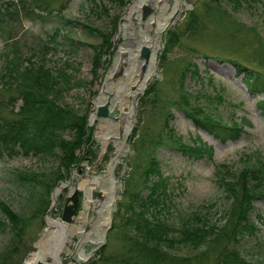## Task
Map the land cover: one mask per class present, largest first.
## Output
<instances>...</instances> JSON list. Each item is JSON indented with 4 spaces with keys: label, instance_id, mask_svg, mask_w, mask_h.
Wrapping results in <instances>:
<instances>
[{
    "label": "rangeland",
    "instance_id": "rangeland-1",
    "mask_svg": "<svg viewBox=\"0 0 264 264\" xmlns=\"http://www.w3.org/2000/svg\"><path fill=\"white\" fill-rule=\"evenodd\" d=\"M155 1L123 0L118 5L102 0L100 8L98 5L95 8L85 0H69L61 13L49 16L35 9V14L29 17L20 14L18 20L15 17L6 19L5 16L0 27L3 35L0 34V74L4 73L9 60L21 71L28 62L43 64L55 72L69 65L67 73L81 83V88L64 92L60 100L78 115L85 114L86 134L90 138L77 151L81 157L79 167L71 166L61 171L64 175L60 180L62 183L68 184L70 179L73 185L86 182L79 190L83 194L80 193L79 216L74 223L81 230L69 236L71 242L65 244L68 249L60 251L58 258L61 264H88L91 260L98 262L99 257L110 256L113 258L107 264L134 263L139 255L127 253L129 245L119 235L124 212L120 210L119 215L117 209L125 188L130 192L141 191L142 197L149 194V190L144 188L142 173L153 158L158 164L159 175L167 179L165 199L171 213L166 219L175 225L179 224V217L207 211L213 218L216 209L222 211L225 208L214 176L220 165L230 166L233 171L241 170L247 164L244 160L246 155L252 157L251 163L253 158L264 163V112L261 108L264 97L249 92L233 64L264 72V0L221 2L213 16L204 22L205 27L201 31L194 35L182 34L171 48L167 45L170 35L181 34L187 13L199 7L200 0H173L171 5L168 0H158V4ZM176 1L180 2L179 6ZM9 2L21 8L17 0H0L3 12ZM61 2L64 0H51L49 3L56 8ZM134 2L137 6L140 3V8L131 10ZM150 2L155 4V10L161 9V12L157 11V20L146 28L140 17L143 7L150 9ZM130 10L132 14L128 15ZM170 13L172 19L165 29L158 32L156 22H161ZM149 18L148 15L146 23H150ZM89 27L106 34L113 32L112 45L108 50L110 54L101 57V64L96 69L90 45L100 46L103 41L98 33L88 30ZM155 37L160 40L155 42ZM150 41L155 42V73L137 91L130 82L147 72H138L137 69L143 62L140 46H149L145 43ZM47 44L56 48L55 51L46 53L44 47ZM192 64L199 69L198 77L192 73L195 70ZM7 81V78L0 79V118L6 121L18 119L17 113L22 106L19 91L24 89L21 79L16 84ZM124 94L127 98L122 99ZM106 100L109 101L110 112L115 107L114 119L95 116L90 121L95 105L103 106ZM194 109L201 114L196 116L191 111ZM170 113L173 117H168ZM194 118L222 121L229 126L236 123L242 128V133L234 140L220 142L198 128ZM64 138L70 140V135L65 134ZM104 139L107 140L105 149ZM202 143L212 148L211 159L207 155L191 157L178 150L181 144ZM56 166L53 159L43 156L3 154L0 157V201L14 212H24L27 216L26 211L31 209L28 191L33 190L40 196L46 191L32 180L20 179L16 173H48ZM110 169L113 170L111 176L116 192L109 225L100 233L102 240L97 245L94 227L98 215L92 208H85L86 193L90 191L91 202L99 200V197L92 198L93 193L107 194L112 182ZM149 179L148 186L159 181L157 175ZM96 180L99 181L98 186L94 185ZM55 188L45 195L48 204ZM68 195L66 188L59 192L56 205L49 212V205L44 204L42 213L32 221L28 219L21 231V239L11 241L9 232L0 234V254L8 249L6 262L1 261L0 264L25 263L26 257L34 251L35 241L48 229L47 218L54 221L60 218ZM254 206L251 217L258 230L254 237L241 242L240 250L246 260L258 264L264 262V197L258 199ZM113 226L116 227L111 231ZM81 239H84L81 246L86 259L80 257L76 246ZM100 250L102 252L97 256ZM168 253L174 259H183H178L175 264H191L184 259L195 254L187 247L175 248Z\"/></svg>",
    "mask_w": 264,
    "mask_h": 264
},
{
    "label": "trees",
    "instance_id": "trees-1",
    "mask_svg": "<svg viewBox=\"0 0 264 264\" xmlns=\"http://www.w3.org/2000/svg\"><path fill=\"white\" fill-rule=\"evenodd\" d=\"M17 1L20 3V9L14 2H9L4 12L0 8V27L3 25L5 16L6 19L15 17L18 20L21 15L29 17L30 14H35V9L46 12V15L49 16L52 13H61L69 0H64L56 8L50 5L51 0ZM101 1L85 0L95 8L97 5L100 8L99 3ZM107 1L118 3V5L123 2V0ZM223 1L226 0H200L201 5L187 13L188 17L181 34L170 35L167 45L170 48L174 47L178 37L182 34L194 35L201 31L205 27L204 22L213 16L212 13L218 10ZM88 30L98 33L99 38L103 41L100 46L90 45L92 52H94L92 63L96 69L101 64V57L110 54L108 50L112 45L110 39L113 32L106 34L91 27ZM57 31L55 37L58 34ZM0 34L3 36L1 28ZM52 41L54 38L51 39ZM44 49L47 53L48 50L54 48L47 44ZM42 62H45V59H42ZM233 64L237 67V76L242 77L249 92L253 95L254 93L261 94L264 97V72L252 71L235 62ZM192 65L195 69L192 73L198 77L199 69L194 64ZM66 68H69V65ZM66 68H59L55 72L49 68L46 69L43 64L35 65L28 62L21 71L17 66H13L9 60L8 64L5 65L4 73L0 74V79L7 78L9 84L11 82L16 84L21 79L22 87H24L23 91H19L22 106L17 113L18 119L6 121L0 118V157L5 153L8 155L21 153L24 156L31 154L36 157L51 158L57 163V166L48 173H16L20 179L32 180L41 188L43 187L46 192L41 193L40 196L33 190L28 191V205L31 209L26 211L27 216L24 212L22 214L14 212L12 208L0 201L2 215L0 234L9 232L11 241L20 238L25 224L43 212L44 204L49 205L45 195L49 194L64 178L61 172L63 168L79 167L81 157L77 151L81 150L84 142L90 141L86 134L85 114L78 115L72 107L60 101L63 99L64 92H69L72 88H81V83L75 80L74 75L68 74ZM261 108L264 112V101L261 102ZM191 111L195 112L196 116L201 114L198 109ZM36 115L37 117H35ZM189 116L193 115L190 114ZM168 117H173V115L168 114ZM194 123L198 128L220 142L227 139L234 140L242 133V128L236 126V123L229 126L222 121L202 118H194ZM65 134L70 135V140L64 138ZM198 140L200 139L198 138ZM178 150L195 158L207 155L211 159L212 155V148H207L205 143L191 146L181 144ZM251 158V156H245L244 160L247 164L241 170L233 171L230 166L220 165L215 172L216 184L220 188L225 205L222 211L216 209L213 212V218L209 217L207 211L205 213L194 212L183 218L179 217L178 225L166 219V216H170L171 213L170 208L166 205L168 201L165 199L167 193L164 186L167 179L161 178L158 164L153 158L149 167L142 173L144 188L149 190V194L142 197L141 191L130 192L125 188L117 209L119 215L120 210L124 212L120 220L119 235L129 245L127 253L139 255L136 257L137 259L133 260V264L178 263L176 262L178 259L180 261L183 259H174L169 256L168 251L172 252L179 247H187L195 253L193 256L184 259L191 264H252L242 254L240 245L245 239L254 237L258 230L251 215L255 211V203L264 197L262 194L264 163L259 158H253L251 163ZM152 175H157L159 181L148 186L150 185L149 178ZM211 207L214 205L212 204ZM115 227L113 226L111 231ZM4 250L0 254V263L1 261L6 262L4 259L8 249ZM101 252L100 250L96 255L100 256ZM112 258L113 256L109 258L99 257L98 262L91 260L88 264H101L102 262V264H107V261ZM258 264H264V262Z\"/></svg>",
    "mask_w": 264,
    "mask_h": 264
},
{
    "label": "bare ground",
    "instance_id": "bare-ground-1",
    "mask_svg": "<svg viewBox=\"0 0 264 264\" xmlns=\"http://www.w3.org/2000/svg\"><path fill=\"white\" fill-rule=\"evenodd\" d=\"M158 0L155 1V3L158 4ZM152 6H155V4H152L151 2L148 3ZM138 7L140 8V3H138ZM156 8V7H154ZM131 11V10H130ZM157 9L155 10V14L157 13ZM159 13L161 12V9L158 11ZM131 13V12H130ZM172 13L166 15V17L164 18V20H162L161 22H156L155 27H157L158 32H161L163 29H165V26L168 24V22L172 19ZM156 21V20H155ZM155 43V42H154ZM148 44L149 46H155L153 43H145ZM136 58V57H135ZM134 58V59H135ZM136 60V59H135ZM154 62L152 63V65H148L146 68V73L141 76L139 74V76L135 77L134 81L130 82L131 84L134 85V87H136V90H140L142 86H145V84L147 83V81L152 77L153 73H155V64ZM138 72H140V63L138 65ZM125 82H128L127 80ZM127 98V95L124 94V96L122 97V99ZM106 139L103 140V145L105 146L106 143ZM113 171V170H112ZM112 171L110 173V180L112 181L110 186L107 189V194L106 192H97L96 194H98L99 200L90 201V197H89V190H87L88 192L86 193V202H85V208H92L94 210L95 213H97L98 215V222L96 224V226L94 227V235L97 236V241L94 240L96 242L97 245H99V243L102 240V237L100 235V233L104 230L105 227H108V222H109V216H110V210L111 207L113 205V200H114V195H115V187H114V180L111 177ZM86 182H81L77 185V187L79 188H83L85 186ZM94 185L98 186L99 185V181L96 180L94 181ZM47 226L48 229L46 230L45 234H43L45 237L43 242H42V247L41 250L36 253L35 255H33L31 258H29V260L27 261V264H32L35 259H40L42 261H46L49 260L50 264H61L60 263V258L59 257V253L61 250L66 249L65 244L67 242H69L70 238L69 236H71L72 234H76L77 231L81 230V229H75L71 226H64L62 224H60V222L57 220H48L47 221ZM84 241V239H81L78 243H77V247L79 250V254L80 257H82L83 259H86L87 257H85L84 255V250L82 249V242ZM96 245V246H97Z\"/></svg>",
    "mask_w": 264,
    "mask_h": 264
},
{
    "label": "water",
    "instance_id": "water-1",
    "mask_svg": "<svg viewBox=\"0 0 264 264\" xmlns=\"http://www.w3.org/2000/svg\"><path fill=\"white\" fill-rule=\"evenodd\" d=\"M136 1V0H135ZM173 2V0H168V3L169 5H171ZM143 4V3H142ZM180 2L179 1H176V5L179 6ZM150 9H146L145 7H143V11H142V14H141V17H140V20L141 22H144V26L146 28L150 27L153 25L154 21L156 20V17H155V6H152L150 5ZM131 7L133 9H138L139 7L137 6L136 2H134ZM151 14V15H150ZM150 16V18L148 19L150 21V23H146V19H147V16ZM160 39L159 38H155L154 41H159ZM149 43V42H148ZM152 43V42H150ZM154 44V42H153ZM152 48V49H151ZM148 47L146 45L144 46H140V59L143 61L140 65V69L142 72H145L146 68L148 65H152V63L154 62L153 58L155 57V48L154 46H151ZM137 59V58H135ZM109 104V101L106 100V103L105 105L103 106H98L96 107V113L95 115H91V119L90 121H93V119L96 117L98 118H101V119H105V118H111V119H114V110H115V107L114 109L110 112L108 110V105ZM91 123V122H90ZM103 148L105 149L104 145H103ZM110 171H112L110 169ZM72 179H70L69 183L66 184V183H61L59 187H56L55 190L53 191V193H51V203H50V208L47 212L51 211L54 206L56 205V198L59 194V192H61L62 190H64V188H71L70 190V194L66 197L65 199V202H64V206L62 208V211H61V217L59 218V222L60 224L64 225V226H71L73 228H75L76 230L80 229V226H75L74 225V222L77 218V214H76V211H77V207H78V197H79V188L77 187V183H75V185L72 187ZM98 197V194H95L93 193L92 194V198H97ZM48 220V219H47ZM109 220H110V216H109ZM44 235L42 234L40 236L39 239H37L34 243V251L32 253H30L27 257H26V261L24 264H27V261L29 260V258H31L33 255H35L36 253H38L40 250H41V247L43 246L42 245V242L44 240L45 237H43ZM71 240H69L70 242ZM42 245V246H41ZM32 264H50V261L49 260H46V261H42L40 259H35V261L32 263Z\"/></svg>",
    "mask_w": 264,
    "mask_h": 264
}]
</instances>
